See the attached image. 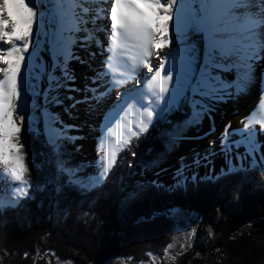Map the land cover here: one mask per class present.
Segmentation results:
<instances>
[{
	"label": "snow or ice",
	"instance_id": "obj_1",
	"mask_svg": "<svg viewBox=\"0 0 264 264\" xmlns=\"http://www.w3.org/2000/svg\"><path fill=\"white\" fill-rule=\"evenodd\" d=\"M77 4L69 28L65 0H0V168L14 189L13 202L0 204V210L34 201L48 188L47 182L26 179V156L33 171L37 163L25 152L28 131L43 137L55 158L49 161L53 193L69 189L84 195L103 187L133 140L151 141L144 153L148 159L138 164V153L131 151L127 167H139L141 177L157 169L153 175L158 176L166 170L160 164L182 141L216 132L220 107L253 88L259 119L249 112L238 127L225 122L202 151H193L190 162L186 155L177 157L171 183L141 178L124 203L153 189L184 195L189 186L247 180L252 172L259 187L264 180V0ZM74 62L87 71L77 75ZM81 108L95 118L70 123ZM205 121L208 131L201 133ZM49 122L55 137L49 135ZM86 124L94 133L93 159L74 161ZM201 167L208 170L198 175ZM174 211L179 209H167Z\"/></svg>",
	"mask_w": 264,
	"mask_h": 264
},
{
	"label": "trees",
	"instance_id": "obj_2",
	"mask_svg": "<svg viewBox=\"0 0 264 264\" xmlns=\"http://www.w3.org/2000/svg\"><path fill=\"white\" fill-rule=\"evenodd\" d=\"M49 135H56L51 122ZM150 143L133 140L131 148L119 154L117 166L103 187L84 195L69 189L56 195L52 191L53 167L49 162L55 158L44 146L43 137L26 132L25 152H30L37 162L33 171L26 156L29 168L26 179L47 182L48 188L37 192L34 201L0 210V253L5 255L6 264H47L36 257L46 250L56 252L61 260L72 264H104L116 256L142 261L149 254H163L171 245L177 226V219L167 212L169 208L199 215L200 222L192 234L197 249L210 250L225 242L214 254L204 255L192 249L179 264H235L237 255H244L254 240L255 225L264 221V180L257 187L259 177L252 172L247 180L230 177L195 190L189 186L184 195L153 189L139 200L125 204L124 197L129 191L127 163L133 161L129 151H140L141 157L136 162L142 165L148 159L144 153ZM98 192L102 193L97 195ZM13 195L12 190L0 192V204L12 203ZM248 223L252 224L251 231L226 238L229 232Z\"/></svg>",
	"mask_w": 264,
	"mask_h": 264
},
{
	"label": "rangeland",
	"instance_id": "obj_3",
	"mask_svg": "<svg viewBox=\"0 0 264 264\" xmlns=\"http://www.w3.org/2000/svg\"><path fill=\"white\" fill-rule=\"evenodd\" d=\"M80 117L76 120H70V123L75 124H81L80 123ZM67 119V117H65ZM85 127V126H84ZM87 128V127H86ZM205 126L201 128V132ZM86 134V131H84L83 128V135ZM77 143L81 145L78 152L72 154V158L74 161H90L93 159L91 155H89L86 150L83 149V142L82 140H78ZM141 147V146H140ZM133 151L130 150L129 153ZM140 151H138V154ZM141 155L137 156V161H139ZM145 161V160H144ZM143 161V162H144ZM166 160L163 161V163L160 164L159 167H161ZM142 162V163H143ZM137 163V162H136ZM140 164V163H138ZM2 169V168H1ZM129 169V168H128ZM157 169H153L152 171H148L144 173L143 177L140 175L141 169L139 167L129 169L128 173V181H127V188L126 190H130L134 183L143 178V179H156L160 182H162L164 185H167L171 182H167L164 179H157L155 177H152L151 174H153L154 171ZM207 171V170H205ZM130 172L132 173L130 175ZM203 173H201L202 175ZM200 175V174H199ZM14 191V189L10 186L9 182L5 177L1 175L0 172V192H8V191ZM102 192H98L97 195L101 194ZM93 195H95L93 193ZM90 196V195H89ZM170 217H173L177 219V226L175 227L174 235L172 237L171 245L167 248V250L163 254H149V257L142 261H135L129 256L121 257H110L108 258L104 264H179L182 259L186 256V254L194 249L198 250L200 253L206 255V254H214L215 252H219V250L225 246V242L212 247L210 250L206 249H197V245L192 239L193 235L195 233V230L197 229V226L200 222L199 215H197L194 212H190L188 210H179L171 212ZM264 222V221H263ZM262 223V222H261ZM260 224V223H259ZM258 225V224H257ZM255 225L253 232L257 234L254 236V240L247 246L245 249L244 255H237L235 264H264V228L262 230H256L260 226H264V224L257 226ZM252 224H245L241 229L234 230L232 232H235L234 236L229 237H235L237 235L245 234L248 231H251ZM240 230H243L242 233L239 232ZM238 232V233H237ZM230 233V232H229ZM228 238V237H227ZM204 248V247H203ZM36 257L40 259H44L47 264H72L71 261L68 260H61L59 258V255L54 251H43L36 254ZM0 264H6V258L4 254L0 253Z\"/></svg>",
	"mask_w": 264,
	"mask_h": 264
},
{
	"label": "bare ground",
	"instance_id": "obj_4",
	"mask_svg": "<svg viewBox=\"0 0 264 264\" xmlns=\"http://www.w3.org/2000/svg\"><path fill=\"white\" fill-rule=\"evenodd\" d=\"M87 3L89 6H93L97 3V0H87ZM65 8H66V20L65 24L67 27H72L74 23V17L77 15V0H65ZM79 54L87 59V52L84 50H80ZM74 66L77 71V75L80 73L86 72L87 69L84 65H79L75 64ZM127 69L130 71L131 70V64L130 62L127 63ZM79 84V80L77 81ZM255 106V107H254ZM251 113L252 118L259 119L261 115V110L259 108V103H258V92L256 88H253L252 91L242 97L241 99L237 101H229V103L222 105L220 107V110L218 113L215 115V126H216V132H213L210 136H205L203 139L200 140H186L182 141L180 146L171 153L168 158L166 159L165 163L160 167L162 169H166L165 171H160L158 176H154L153 174L152 177L159 178V179H164L167 182L172 181L174 169L177 166V157L181 154L186 155L187 160L190 162L192 159V153L193 151H202L207 145L208 141L210 139H215L216 135L219 133L220 129L223 127V124L227 121H231L233 127H238L239 122L241 121V118L246 114V113ZM80 123H84L86 120L91 123V120L94 119L95 117H88L86 116L85 112L83 111V108L80 110ZM205 128L201 133L207 132L208 131V122H204ZM87 127V128H86ZM84 131H86V134L84 135V139H82L83 142V149L86 150V152L93 157V145H94V140H93V135L94 133H91L89 131V128L87 124L84 127ZM214 163H218L217 161H214ZM205 170H208L205 167H201L199 169H196L198 175L201 173H204ZM157 171V170H156ZM1 175L4 177L2 169L0 168Z\"/></svg>",
	"mask_w": 264,
	"mask_h": 264
},
{
	"label": "water",
	"instance_id": "obj_5",
	"mask_svg": "<svg viewBox=\"0 0 264 264\" xmlns=\"http://www.w3.org/2000/svg\"><path fill=\"white\" fill-rule=\"evenodd\" d=\"M262 224H264V222L258 224L257 226L262 225ZM242 231H243V230H240L239 232L242 233ZM234 233H235V232H230V233H228V234L226 235V238L229 237V236H234V235H235ZM237 233H238V232H237Z\"/></svg>",
	"mask_w": 264,
	"mask_h": 264
}]
</instances>
